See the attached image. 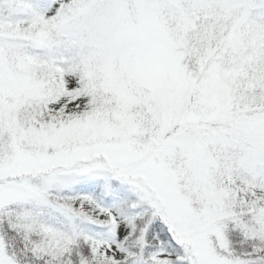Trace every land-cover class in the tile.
I'll list each match as a JSON object with an SVG mask.
<instances>
[{"label": "snow or ice", "instance_id": "obj_1", "mask_svg": "<svg viewBox=\"0 0 264 264\" xmlns=\"http://www.w3.org/2000/svg\"><path fill=\"white\" fill-rule=\"evenodd\" d=\"M0 264H264V0H0Z\"/></svg>", "mask_w": 264, "mask_h": 264}]
</instances>
